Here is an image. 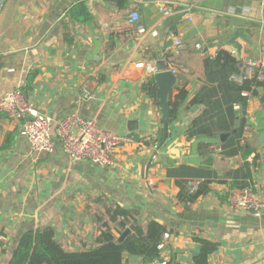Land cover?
<instances>
[{"label":"crops","instance_id":"obj_1","mask_svg":"<svg viewBox=\"0 0 264 264\" xmlns=\"http://www.w3.org/2000/svg\"><path fill=\"white\" fill-rule=\"evenodd\" d=\"M77 1L87 3L94 19L66 21L74 37L69 44L62 23ZM165 5L173 8L168 16L161 12ZM134 12L140 21L130 25ZM170 30L188 45L181 54L169 48ZM221 50L241 66L255 60L264 69V0H7L0 14V98L21 89L55 126L78 112L135 140L117 150L113 166L71 161L55 135L51 153L33 151L19 134V121L0 113V145L8 133L16 135L0 152V236L9 239L0 242V264H8L25 231L47 224L67 250L93 246L98 226L91 213L102 209L105 197L138 210L141 221L169 226L161 250L169 261L196 264L191 252L176 249L206 239L218 243L207 264H264V215L227 203L229 192L246 187L264 201V139L252 127L240 130L232 68H205V59ZM147 60L165 62L177 85L180 77L186 81V100L161 148V108L142 92L149 76L136 67ZM33 70L38 75L25 90ZM84 90L92 96L84 97ZM176 94L175 87L172 100ZM260 99L250 93L247 119L254 121L262 109ZM195 180L209 191L194 202L180 201V183ZM124 258L125 264H145L141 256Z\"/></svg>","mask_w":264,"mask_h":264},{"label":"trees","instance_id":"obj_2","mask_svg":"<svg viewBox=\"0 0 264 264\" xmlns=\"http://www.w3.org/2000/svg\"><path fill=\"white\" fill-rule=\"evenodd\" d=\"M64 18V23H62L64 38L69 44L74 43V37L66 21L73 24H88L94 19L85 1H77L72 4ZM213 66L232 68L231 73L239 72L242 67L235 57L224 50H221L215 58L205 59L207 71ZM37 75V70L31 71L27 77L29 85L23 89L28 90L31 88ZM229 82L235 94L232 100V108L234 103L241 105L238 113L242 116L240 129L242 132L248 126L247 106L249 95L258 88H264V81H260L255 75L252 78L245 79L242 83ZM185 86L186 81L180 77L176 86L178 94L175 95L174 100H172V95L169 98L171 106L170 120H174L177 117L178 108L186 100L187 91ZM244 91L248 92L249 95L243 96L242 93ZM142 92L150 96L160 108L159 90L153 76L146 78L142 84ZM15 137V133H8L0 145V152L10 149ZM208 191L209 188L202 183L198 191L190 194L187 183H180L179 199L182 202H194ZM100 202L102 209L91 213L98 226V235L93 246L85 247L80 251L67 250L57 239L54 226L47 224L35 230L25 231L20 236L8 264H125L124 256L126 253L141 256L145 264L153 259L162 258L159 244L165 233L172 232L169 226L156 220L141 221L138 210L124 208L119 203L106 197ZM113 229H117L118 234L130 229V233L123 242L119 243ZM196 242L201 244L202 249L200 255L195 258V263L207 264L208 256L218 248V243L206 239H197ZM169 264L180 263L170 260Z\"/></svg>","mask_w":264,"mask_h":264},{"label":"built area","instance_id":"obj_3","mask_svg":"<svg viewBox=\"0 0 264 264\" xmlns=\"http://www.w3.org/2000/svg\"><path fill=\"white\" fill-rule=\"evenodd\" d=\"M172 9L171 5H165L161 8V12L164 16H168ZM139 21L138 13L134 12L129 16L128 23L130 25H136ZM138 31L141 34L146 32L142 26H139ZM167 40L169 48L177 54H181L188 48L187 43L180 38L179 33L175 30H170L167 33ZM196 47L199 48L200 45L197 44ZM136 67L143 69L147 76H154L161 72L152 60L139 62ZM255 75L260 81H264L263 67L258 61L247 60L239 72L230 74V81L242 83L245 79ZM83 95L87 98L92 96L87 90L83 91ZM242 95L248 96L249 93L244 91ZM233 108L239 111L241 105L234 103ZM0 113L5 114L9 119L19 121V134L27 139L33 151L51 153L54 150L53 136L55 135L63 152L71 161H88L102 167L113 166L116 162L117 150L135 140L130 134L113 132L99 125L94 119L86 118L78 112L67 114L55 126L49 116L25 99L21 89H15L0 98ZM211 149L221 150L217 144H212ZM202 183L203 181L200 180L188 182L189 193L193 194L198 191ZM227 203L232 209L247 210L257 217L264 215V201L250 187L239 192H229ZM169 237V233L164 234L159 244L160 250L165 248ZM8 240L7 236H0V242L6 243ZM1 252L2 245H0V254ZM146 264H169V260L162 257L153 259Z\"/></svg>","mask_w":264,"mask_h":264},{"label":"water","instance_id":"obj_4","mask_svg":"<svg viewBox=\"0 0 264 264\" xmlns=\"http://www.w3.org/2000/svg\"><path fill=\"white\" fill-rule=\"evenodd\" d=\"M6 2L7 0H0V14ZM156 64L161 71L153 76L159 90V97H160L159 103L163 116V137L159 145V148H161L168 137V124L171 116V106L169 103V98L173 89L177 85V76L174 75L172 70H167V65L165 64V62L158 61ZM253 95L261 97L260 101L262 104V109L257 112L254 121H252L250 117L247 119V125L249 127L254 128L256 131H261L262 133L260 140L261 139L263 140L264 139V88H258L254 90ZM129 233H130V229L125 230L120 235V237H118L117 242L119 243L123 242ZM201 249H202L201 244L193 243L185 247L182 251L176 249V252H181V253L191 252L192 256L196 258L200 255Z\"/></svg>","mask_w":264,"mask_h":264}]
</instances>
